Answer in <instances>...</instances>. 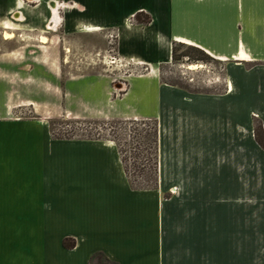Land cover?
<instances>
[{"label": "crops", "instance_id": "1", "mask_svg": "<svg viewBox=\"0 0 264 264\" xmlns=\"http://www.w3.org/2000/svg\"><path fill=\"white\" fill-rule=\"evenodd\" d=\"M55 1L66 36L117 32V56L135 70L122 95L109 82L101 96L109 75H84L78 86L86 103L107 110L98 118L158 122L157 187L134 190L111 141L55 140L47 121L14 118L0 84V264H264V224L244 223V210H264L255 186L264 164L243 137L252 117L244 104L264 94L240 87L264 85V76L228 70L215 97L161 81L177 43L236 67L264 63V0ZM138 13L151 23L133 22ZM215 177L227 186L213 193ZM65 239L75 247L65 249Z\"/></svg>", "mask_w": 264, "mask_h": 264}, {"label": "rangeland", "instance_id": "2", "mask_svg": "<svg viewBox=\"0 0 264 264\" xmlns=\"http://www.w3.org/2000/svg\"><path fill=\"white\" fill-rule=\"evenodd\" d=\"M47 1L0 0V84L6 104L13 109V117L20 120L53 122L52 133L55 138H71L75 141L87 139L116 141L129 171L132 186L153 187L157 177L155 158H151L150 154L154 152L152 142L155 129L158 133L159 146L158 122L98 118L97 114L107 110L100 106L93 107L88 101L86 103L87 97L78 86L85 81L81 78L84 75H109L114 79H104L106 81L101 85L103 90L101 96L104 97L106 94L105 89L109 82L111 83L109 88L114 92V96L117 93L122 95L123 78L135 70L127 64L123 65L117 56V32H99L92 38L84 35L66 36L65 7L60 6L57 1L55 6H51L50 2L54 0L48 3ZM50 21L52 30L49 31L47 26L49 27ZM5 32H14L15 38L10 41L4 40ZM42 36L48 39L45 45L39 43ZM41 46L49 48L44 49ZM181 52L185 50H179L177 55L180 56ZM92 63L96 64L95 68H88L87 64ZM189 64L199 65L201 68L190 71L187 69ZM254 69L257 70V76L251 78L253 82L264 76V63L236 67L213 58L206 63H190L183 59L163 66L161 81L187 96L215 97L225 93L228 70H232L231 74L237 77L242 73L247 76L246 72ZM139 71L144 72L143 69ZM240 87L246 94H253L255 91L258 95L264 94L263 82L259 87L247 86L245 82L240 83ZM238 88L236 86L234 90ZM244 109L252 115L245 120L244 142H255L260 147L256 151L259 154V162L255 159V163L263 165L264 101L254 100L245 103ZM105 123L107 125H104ZM111 126H115L114 129ZM244 155L245 160L248 155L254 158V154L252 152L248 154L246 150ZM148 158H151L150 161ZM148 165L151 169L146 168ZM233 166L235 169L237 161H233ZM136 167H144L143 172ZM230 176L235 180L236 171L233 170ZM244 178L246 184L247 174ZM257 181L259 184L255 186H259L264 192V174L259 175ZM209 185L213 193L222 191V187L227 186L223 178L219 177L212 179ZM232 191L240 193V186L236 182ZM244 223L264 224V210H244ZM262 226L261 229H264ZM261 234L264 235V230H261ZM262 241L261 245L264 244V236ZM261 249L263 251L264 248ZM263 261L261 258V263Z\"/></svg>", "mask_w": 264, "mask_h": 264}, {"label": "trees", "instance_id": "3", "mask_svg": "<svg viewBox=\"0 0 264 264\" xmlns=\"http://www.w3.org/2000/svg\"><path fill=\"white\" fill-rule=\"evenodd\" d=\"M133 22L139 24V25H143V26H147L151 23V17L148 16V15H145L143 13H138L134 16L133 18ZM179 50H185V52H181L180 53V56L177 55L178 51ZM183 59H187L188 62L190 63H206L208 62L209 60H212V58L206 54L204 51L196 48V47H193V46H188V45H185V44H174L173 45V48H172V61L173 62H180L182 61ZM190 65V64H189ZM104 125H107V123H105ZM49 126H50V131H51V135H52V138L55 139V140H72L71 138H67V139H61V138H55L53 133H52V127L54 126V123L53 122H49ZM115 126H111L112 129H114ZM112 131V130H111ZM154 141L152 142V145H154V152L152 154H150V157H154L155 158V175L157 177V157H158V133H157V130L155 129L154 130ZM88 141H101L100 139H87ZM113 141V140H112ZM116 143L117 145V148H118V151H119V154L121 156V162L123 164V168H124V172H125V175L127 177V179L129 180V183L131 185V187L134 189V190H153V189H156L157 187V180H156V183L153 187H149V188H134L130 182V178H129V171L126 167V164H125V160L122 159V155H121V151H120V147L119 145L117 144L116 141H113ZM151 149V148H150ZM150 158V159H151ZM150 159L148 158V161H150ZM143 168H140V167H136L137 170H140L141 172H143ZM146 168H150V166L148 165ZM151 169V168H150ZM63 247L65 249H73L75 247V242L73 240H69V239H65L63 240Z\"/></svg>", "mask_w": 264, "mask_h": 264}, {"label": "bare ground", "instance_id": "4", "mask_svg": "<svg viewBox=\"0 0 264 264\" xmlns=\"http://www.w3.org/2000/svg\"><path fill=\"white\" fill-rule=\"evenodd\" d=\"M14 38H15L14 32H5L3 34V39L6 40V41H10V40H12ZM47 42H48L47 37L42 36V37L39 38V43L45 45V44H47ZM199 68H201V66L195 65V64H190V65L187 66V69L190 70V71H194V70H197Z\"/></svg>", "mask_w": 264, "mask_h": 264}, {"label": "flooded vegetation", "instance_id": "5", "mask_svg": "<svg viewBox=\"0 0 264 264\" xmlns=\"http://www.w3.org/2000/svg\"><path fill=\"white\" fill-rule=\"evenodd\" d=\"M23 20H24V19H23ZM51 27H52V22L50 21V23H49V27L47 26V30H49V31L52 30ZM57 27H58V25L56 26V28H57Z\"/></svg>", "mask_w": 264, "mask_h": 264}]
</instances>
